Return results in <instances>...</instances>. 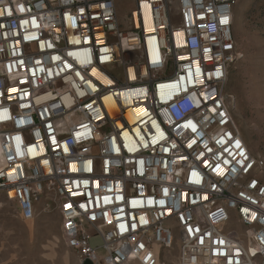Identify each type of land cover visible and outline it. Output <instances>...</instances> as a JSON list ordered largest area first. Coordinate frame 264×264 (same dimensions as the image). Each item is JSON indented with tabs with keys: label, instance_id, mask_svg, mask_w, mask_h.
I'll return each mask as SVG.
<instances>
[{
	"label": "built area",
	"instance_id": "built-area-1",
	"mask_svg": "<svg viewBox=\"0 0 264 264\" xmlns=\"http://www.w3.org/2000/svg\"><path fill=\"white\" fill-rule=\"evenodd\" d=\"M123 1L0 0V191L55 208L78 264H160L175 233L179 264H264V158L226 91L238 0L121 22Z\"/></svg>",
	"mask_w": 264,
	"mask_h": 264
},
{
	"label": "rangeland",
	"instance_id": "rangeland-1",
	"mask_svg": "<svg viewBox=\"0 0 264 264\" xmlns=\"http://www.w3.org/2000/svg\"><path fill=\"white\" fill-rule=\"evenodd\" d=\"M133 7L132 0L119 3L121 22ZM233 37L240 57L231 68L226 91L234 97L233 117L241 137L255 157L264 158V0H238ZM175 239L170 250H159L160 264H179L177 233ZM101 244L99 235L92 237L93 247ZM0 264H78L63 241L58 211L52 207L24 220L0 191Z\"/></svg>",
	"mask_w": 264,
	"mask_h": 264
},
{
	"label": "snow or ice",
	"instance_id": "snow-or-ice-1",
	"mask_svg": "<svg viewBox=\"0 0 264 264\" xmlns=\"http://www.w3.org/2000/svg\"><path fill=\"white\" fill-rule=\"evenodd\" d=\"M225 22H227V21H225ZM193 127V131L195 130V126H192ZM237 147H239V142H237ZM69 207H70V205H69Z\"/></svg>",
	"mask_w": 264,
	"mask_h": 264
},
{
	"label": "bare ground",
	"instance_id": "bare-ground-1",
	"mask_svg": "<svg viewBox=\"0 0 264 264\" xmlns=\"http://www.w3.org/2000/svg\"><path fill=\"white\" fill-rule=\"evenodd\" d=\"M0 162H1V159H0Z\"/></svg>",
	"mask_w": 264,
	"mask_h": 264
}]
</instances>
